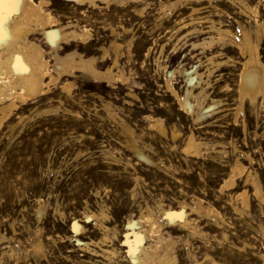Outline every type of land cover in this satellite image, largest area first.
Returning a JSON list of instances; mask_svg holds the SVG:
<instances>
[{
    "label": "rangeland",
    "instance_id": "rangeland-1",
    "mask_svg": "<svg viewBox=\"0 0 264 264\" xmlns=\"http://www.w3.org/2000/svg\"><path fill=\"white\" fill-rule=\"evenodd\" d=\"M49 1L57 17L64 14L68 18H85L82 25L85 24L95 38L89 51L91 55L100 56L98 44L102 40L103 45L110 46L111 37L102 28L103 22H113L121 32L122 27L131 28L130 33H121L125 35L124 40L119 38L124 46L121 51L125 53L120 56L119 66L129 79L112 86L77 72L73 77L52 83L43 100L20 104L13 112L7 128L0 133V236L3 237L0 264H131L126 244V235L132 231L127 226L128 221L137 220L148 206L164 224V236L175 242V264H264V199L260 202L255 198L253 188L246 186L243 178L237 190L248 187L251 203L248 210H236L237 206L241 207L233 197L236 191H219L231 163L240 159L247 169L255 171L264 192V101L256 108L246 106L247 110L235 115L236 111L231 110L235 101L228 94L227 86L236 85L234 76L237 75L229 70L221 75L217 73L218 80L212 83L214 89H207L209 96L228 99L231 107L226 113H220L221 117H210L212 126L203 130L201 126H194L192 117L179 112L177 103L168 98L166 71L162 68L166 64L173 70L183 62L184 68L190 71L197 61L193 60L192 52L197 55L201 50H193L192 45L185 50L190 42L185 46V41L171 37L183 21L199 16L217 21L220 18L217 10L221 9L223 24L240 36L235 19L239 17L244 24L251 22L256 29V20L264 21V0H246L257 11L249 15L242 14L239 8L232 10L225 2L147 0L150 6L141 17L127 10L129 3L123 1L102 11L79 8L64 0ZM172 3H177L174 9L163 13L161 6ZM193 6L205 8L199 15L191 16ZM129 42H132L130 50ZM159 44L166 45L162 55ZM260 52L264 57V41ZM205 71L201 68L200 72ZM185 81L184 75L174 79L180 91L185 90ZM68 83L70 88L62 87ZM128 91L137 94L136 97H127ZM105 103L112 106L106 110ZM146 114L164 120L167 137L151 127V119ZM243 120H247L246 127L241 124ZM172 131L177 137L173 138ZM188 131L213 146L209 150L204 148L202 158H191L183 153ZM132 144L155 164L137 157ZM198 197L204 205L216 208L222 219L191 211L196 208ZM183 203L200 232L191 234L179 224L169 225L162 218L161 209L180 210ZM41 206L44 214L39 216ZM91 213H96L97 217L87 219ZM75 223L79 229L74 228ZM101 223L107 227L105 230L98 228ZM142 226L135 230L144 229ZM39 243L44 248L37 251L33 247ZM86 243L89 248L84 246ZM102 248L113 250L115 254L103 255Z\"/></svg>",
    "mask_w": 264,
    "mask_h": 264
},
{
    "label": "bare ground",
    "instance_id": "bare-ground-1",
    "mask_svg": "<svg viewBox=\"0 0 264 264\" xmlns=\"http://www.w3.org/2000/svg\"><path fill=\"white\" fill-rule=\"evenodd\" d=\"M64 1L72 2L79 8L89 7L92 8L93 10H101V11L102 9L110 8L113 4H118L119 1H123L122 3H126V4L129 3L128 9L126 8L127 10H132V12L135 15H138L140 17L141 15H144L146 9L149 8L150 6V2L148 3L147 0H64ZM188 1L201 2L206 0H188ZM207 1L225 2V5L230 7L232 10H235L234 8H239L240 9L239 11H241V13L244 15H249L252 13L257 14L255 8L251 7L250 6L251 4L249 5L246 0H207ZM176 4L177 3H172L161 6L162 12L166 13L168 9L172 10V8L176 6ZM203 8L202 6L201 7L193 6L191 8V12H192L191 16L199 15L201 13V9ZM210 8H213V6ZM79 13L81 12H78V14ZM128 13L130 12L128 11ZM217 13L220 16L219 20L217 21L200 16L197 18L190 17V20L183 21L179 26L176 27V29L174 27L175 31L172 33V35L169 33L172 38L176 37L177 41H182V42L185 41L184 43L185 46L188 42H190V44L185 48V50L188 47H191V45L193 50L195 51L201 50V52L197 55H194V53L192 52L193 60L196 59L197 61L196 62L194 61L192 66L190 65L191 66L190 71L184 68V65H182L183 62L179 64V67L173 70L169 69L166 64L165 65L163 64L164 66L162 65L163 70L166 71L165 88L168 93L167 94L168 98H170L171 101L177 103L178 106L177 109L179 112L192 117V122L194 126L196 125L201 126L200 128L201 129L203 128V130H205L204 129L205 127L212 126L210 123V117L216 118L221 115L220 113L224 114L223 112L226 113V111H229L230 109L227 108L231 107V105L228 104L229 102L228 99L209 96L207 89L210 88L211 90V88H213L214 85H212V83L214 79L215 81L218 80L215 78L217 76L216 75L217 73L221 75L224 70H229V72L231 71L235 73V75H237L234 76L236 77L235 80L236 85L233 87L227 86L228 94L233 96L235 101V103L232 102L233 103L232 105L235 106L231 108V110L236 111L235 115H238L240 112H244L246 106L256 108L262 105L264 101V57L262 56V52H260L261 43L263 44L264 41V21L257 19L256 29H254L251 22H247V24H244L241 20L238 19L239 17L237 19L233 17L236 20V23L241 30L240 36H236L230 30H228L226 26L223 24L222 17L224 16V11L218 9ZM63 15L62 17H57L55 14H53L51 9V3L49 0H19V2L11 3L4 7L3 13L2 15H0V133L4 130L6 124L9 123L12 117L11 115H13V112L20 107V104L27 105L30 102L41 98H42L41 100H43V97L49 94L50 86H52L51 84L67 76L68 78L71 76L73 77L75 73L81 72L83 73V75L85 73V75H90V77L92 76L97 81H100L102 83H108L112 86L118 83L123 84L125 81H128L129 77H126V74L121 70L123 68L119 66L120 56L125 55V53L123 54V52L121 51V49H123L122 47L124 46H122L123 44L120 43L121 40L119 41V38L121 36L122 39L124 40L125 39L124 34L130 33L129 30L131 28L127 30L126 27H122L121 29L122 32L124 33L122 36L121 34L122 32L119 31V29L113 25V22L112 24H106L103 22L102 28L104 29V31H108L111 37L110 46L106 47L105 45H103L102 44L103 40L100 39L102 40L100 44H98L99 45L98 51L100 52V56H96L95 54L91 55V52H89L92 49L91 48L92 42L93 40H95V38L93 39L94 36L91 33V31L87 28V26H85V24L82 25V23L86 21L85 18L83 17L79 18L77 16L74 18L73 17L68 18L67 16H63ZM103 16L105 15L103 14ZM129 23L130 22H128L127 24ZM104 31L102 30V32ZM195 38L196 40H193ZM127 45L130 50L132 42L127 43ZM166 45L159 44L161 55L165 53ZM45 46H47L48 49ZM173 47L174 50L177 49V45L174 44ZM153 50H155V48ZM85 51L87 54L84 53ZM150 53H151V48L148 54ZM229 53H233L237 57L236 58L235 56L231 57L230 55H228ZM49 57H51V59H49ZM201 68L203 69L205 68L206 71L200 72ZM182 75L186 77L185 82L187 86L185 90L180 91L179 88L177 87L178 84L176 85V83H174V79L176 78L177 80L178 77L179 76L182 77ZM220 82H216L215 84H218ZM68 84L65 86L63 84L62 87L70 88L71 85ZM219 91H221V88ZM126 95L127 97L129 98L133 97L134 99V97H136L137 94L135 95L132 91H128ZM208 99L209 101H207ZM260 99L262 100L260 101ZM111 106L112 104L105 103L104 107H107L106 108L107 110ZM262 108H264V106ZM170 109L173 108L171 107ZM247 109L248 108H246V110ZM112 111H114V109ZM148 115L150 114H146L145 116ZM153 115L154 114H152V116ZM149 117L150 116H148V118ZM233 117H231L230 119H232ZM243 118L245 119V117ZM149 119H151L150 120L151 127L155 128L162 136L167 135V129L165 127L164 120L162 118L158 116L155 118L153 116L150 117ZM243 121L244 123L242 122L241 124H243L246 127L247 120L246 121L243 120ZM176 124L178 125V123ZM176 124H174V126H177ZM222 125L223 124L221 123V126ZM228 126H226L225 128H227ZM128 132L130 133V131ZM189 133L190 131H188V134ZM177 135L178 134L176 132L172 131L173 138L177 137ZM187 136L188 137L184 142L185 144L183 143L184 146L182 148L185 156L191 158H202L205 154L204 148H206V150H209V148L213 147V146H209V143L200 140L201 138L198 139L193 132H191ZM217 142L218 141H215L216 144ZM135 144H132L131 147L133 148L136 156L139 157L142 161H146V163L148 161L150 163L151 161L148 158V156L145 155V153L136 146L137 144L136 145ZM218 145L220 146V144ZM212 152H216V151L213 150ZM217 152H221V151H217ZM207 153H209V151H207ZM212 156L213 155H211V157ZM183 158L184 157L182 156V159ZM235 160L237 161H235V163H231L233 165L232 166L230 165L231 169L229 171V174H227L228 176L226 175L227 177L223 181V184L219 191L220 192L224 190L236 191L234 192L235 194H233L234 196L233 195L232 196L237 201H239L240 203L239 206L241 207H238L235 204L234 205L235 207L237 206L236 207L237 211L242 212L244 210H248L251 206V203H250V195L247 189L248 187H245L240 192L239 190H237L239 187V180L241 178H243V180L245 181L246 186H251L253 188L255 198L257 197L260 202L262 201V199H264L263 197L264 192L261 182L255 171L253 170L254 171L253 172L252 170L250 171L249 169H247L246 166L241 161H239L240 159H235ZM223 172H225V170ZM202 202L204 201H202L198 197V199H196L195 201L196 208H192L191 211L194 212L197 211L198 213H206L209 214V216L211 215V216H215L217 219L218 218L222 219L221 213L216 208L212 207V205L206 206ZM184 203L181 206L180 210L161 209L162 218H164L169 225L179 224L181 227L185 228L186 231L188 230L191 234L200 232V230H198V227L194 224V221L190 220V218L188 217L189 214L186 212L187 206L185 205L187 203L185 204ZM38 214L39 216L44 214L42 206L41 208H39ZM101 215L103 217L105 216L104 213H102ZM93 217L96 218L97 214L96 213L92 214L88 216L87 219ZM105 218L102 219L105 220ZM103 223H101L98 228H102L105 230L107 227H105ZM142 225L145 226L144 229L141 228L142 230L139 231L135 230V228L141 227ZM127 226L128 228H130V230H132L131 234L127 233L126 235L127 237L126 244L129 247L128 259L131 264H175V261L177 259L175 258L177 255L175 256L173 252L175 242L173 240H168L164 236L162 232L164 228V224L161 222L159 218H157V216L154 214V212L151 210L149 206L143 212H141L140 217L137 218V220L134 219L129 220ZM260 226L263 228L262 225ZM74 228L79 229V225L75 223ZM0 239H3L2 235L0 236ZM147 240H149L148 244L146 243ZM84 246L89 248L88 243H86ZM33 248H36V250L38 251V249L42 250V248L44 247L42 246L41 243H39ZM102 252L103 255L115 254V251L110 249L102 248ZM192 264H196V263H192ZM213 264H218V263L214 262Z\"/></svg>",
    "mask_w": 264,
    "mask_h": 264
},
{
    "label": "snow or ice",
    "instance_id": "snow-or-ice-1",
    "mask_svg": "<svg viewBox=\"0 0 264 264\" xmlns=\"http://www.w3.org/2000/svg\"><path fill=\"white\" fill-rule=\"evenodd\" d=\"M19 2V0H0V15H2L4 7L11 3Z\"/></svg>",
    "mask_w": 264,
    "mask_h": 264
}]
</instances>
